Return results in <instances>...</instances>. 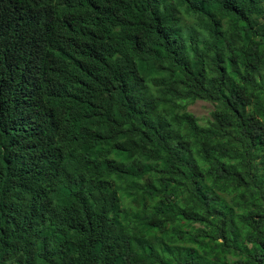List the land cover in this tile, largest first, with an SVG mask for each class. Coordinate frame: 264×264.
<instances>
[{"label":"trees","instance_id":"trees-1","mask_svg":"<svg viewBox=\"0 0 264 264\" xmlns=\"http://www.w3.org/2000/svg\"><path fill=\"white\" fill-rule=\"evenodd\" d=\"M0 264H264V0H0Z\"/></svg>","mask_w":264,"mask_h":264},{"label":"rangeland","instance_id":"rangeland-1","mask_svg":"<svg viewBox=\"0 0 264 264\" xmlns=\"http://www.w3.org/2000/svg\"><path fill=\"white\" fill-rule=\"evenodd\" d=\"M212 109L211 104L203 101H197L188 107V110L200 119L207 117Z\"/></svg>","mask_w":264,"mask_h":264},{"label":"clouds","instance_id":"clouds-1","mask_svg":"<svg viewBox=\"0 0 264 264\" xmlns=\"http://www.w3.org/2000/svg\"><path fill=\"white\" fill-rule=\"evenodd\" d=\"M54 13L53 12H51V13H49V14H47V15H49V16H52ZM37 118H42L41 116H39V117H37Z\"/></svg>","mask_w":264,"mask_h":264}]
</instances>
